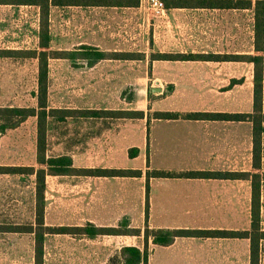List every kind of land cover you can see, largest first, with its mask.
Returning <instances> with one entry per match:
<instances>
[{"label":"crops","instance_id":"1","mask_svg":"<svg viewBox=\"0 0 264 264\" xmlns=\"http://www.w3.org/2000/svg\"><path fill=\"white\" fill-rule=\"evenodd\" d=\"M3 6L35 8L25 5ZM80 8L87 9L89 7ZM98 8H105L107 11L109 10V14L119 15V21H123L120 16L141 13L139 6ZM201 11L224 10L167 8V15L164 17L166 21L163 25L176 30L188 22L191 13ZM37 15H39L38 12ZM139 21L141 20L139 19ZM157 26L160 27V25ZM0 49L30 50V48L11 46L0 47ZM33 49L39 50V47ZM191 51L192 53L208 52L192 49L189 51H165L162 49L155 51L153 49L152 53H189ZM212 52L217 53L218 51ZM143 53L145 54V52ZM151 54H145L146 57L143 60H119L146 61L147 67L143 74H150L151 79L146 77V80L153 82L152 86L144 88L145 95L143 97L130 101L127 106L116 108L106 105L81 106L69 104L54 107L66 110L143 112V118H138L136 114L134 118H121L118 115L110 116L107 114L100 117L89 115L87 117H66L65 120L61 121L58 119L50 120V123L55 122L60 125V132L58 131L56 134V142L58 146H64V150L56 155H49L47 151L48 156L70 157L73 166L76 168L93 170L131 169L139 170L142 174L139 177L49 175L48 177L56 179L86 177L85 184H57L60 187H67L69 191H76L77 194L81 192L76 201L85 202L86 210L85 217L75 222L67 220L52 221L48 216V198L46 196V226L83 227L87 224H93L96 227L120 228L122 223L128 220L129 227L142 230L141 235L115 234L89 237L85 234H47L45 237L44 264H48V262L53 264H110L111 258L119 255L121 249L125 246H135L144 251L146 246L144 229L146 227L147 172L151 175L149 179V218L147 222L149 228L152 230H191L193 232L189 236H176L168 245L154 243V237L151 235L147 243L148 264H239L240 243L246 247L243 255H246V263L250 264L249 239L228 235H205L203 233L217 230L237 232L250 228V221L247 227L241 229L238 221L240 202L244 201L242 198L244 188L240 189V182L242 184L244 182L249 183V187L250 182L238 177L215 179L183 176V174L190 172L231 174L240 172L237 162L238 127L240 122L245 121H238L237 119L190 120L187 116L194 113L238 114L243 112H239L238 108L233 109L232 106L230 109L222 108L221 104L216 103L217 100L214 94H209L211 100L209 106L207 104L204 106H200V104L189 106L184 103L189 87L197 90L198 79L192 77L191 74H183V70L178 65L200 62L208 64L214 61H150ZM0 60L21 62L28 59L0 58ZM34 60L37 61L38 71V60ZM152 87L162 88V91L152 92ZM230 89H232V86ZM15 106L29 107L28 105L15 104L14 101L0 104V107ZM165 112L178 114L179 117L176 119L156 117L158 113ZM81 122L86 124L85 134H82ZM76 124H78L77 127ZM70 126L72 128H69ZM16 129L0 132V141L9 134V131L12 132ZM84 140L85 148L81 149L80 145L83 146ZM155 144L157 146L156 152L160 151L159 153H162L161 159L167 160L168 165H166V162L161 166L155 164L153 151L150 153L149 149L150 147L153 148ZM233 145L235 147L234 154L231 149ZM130 153H134V157ZM147 158H149L150 163L148 166L145 164ZM175 158L188 159L190 162L180 163L177 167L170 166V161ZM16 165L37 166L36 161L34 164L28 165L16 164L13 152L9 153L7 151L0 155V167H13ZM223 165H225V168ZM156 171L165 172L171 176L163 178V176L155 175ZM241 172H250V170ZM15 177L16 174L0 173V264H23L21 260L16 262V235L21 236L22 241L19 242L18 247L22 250V254L24 255L25 252L31 254L30 264H34L35 242L33 234L16 233L8 229L9 226L20 224L15 223L14 217ZM47 191L48 184L46 193ZM248 197L247 201L250 205V191ZM188 206L195 208L196 217L194 220L186 218L189 214ZM134 208H138L139 220L133 216L136 213ZM34 219L35 215L31 222H34ZM27 235L33 237V250Z\"/></svg>","mask_w":264,"mask_h":264},{"label":"rangeland","instance_id":"2","mask_svg":"<svg viewBox=\"0 0 264 264\" xmlns=\"http://www.w3.org/2000/svg\"><path fill=\"white\" fill-rule=\"evenodd\" d=\"M141 13L119 15L109 14L105 8L89 7H54L51 10L50 30L52 50H75L83 45L93 46L108 52L129 51L151 54L152 50L169 51L195 50L208 52H248L250 50L251 14L249 11H201L191 13L186 24L174 30L164 27L165 18H157L149 9L147 0H140ZM36 8H12L0 6V47L36 48L38 44V15ZM136 19V20H135ZM139 19L141 21H139ZM156 24V25H152ZM157 25H160L158 27ZM180 42V43H179ZM49 105L51 107L73 105H106L124 107L136 98L145 94L144 88L152 86L150 74H143L146 61L102 60L90 67L84 59H52L49 64ZM183 74H191L198 79L197 90H187V105L208 106L211 104L209 94L216 96V103L222 108H238L239 112L248 113L253 104V66L240 62L221 63H188L179 64ZM37 61L28 59L21 62L0 60V104L14 101L19 105H36L34 92L37 84ZM151 79V78H150ZM233 80L239 83H232ZM264 85V83H263ZM232 86V89L230 87ZM140 89V90H139ZM216 90L215 92L209 91ZM264 92V86H263ZM264 109V93H263ZM36 118H29L23 125L0 141V155L13 152L15 163L34 164L36 159ZM78 124H76V127ZM85 134L86 124L81 122ZM75 127L76 131L77 128ZM69 128H72L71 126ZM239 143L237 162L239 171L252 170V140L249 121L239 123ZM60 125L50 123L48 132V154L56 155L64 150L58 146L56 134ZM264 140V136H263ZM85 148V140L83 146ZM154 154L155 164L160 166L167 160L161 159L157 146L149 148ZM162 149V148H161ZM160 149V150H161ZM233 154L234 145L231 147ZM264 149V142H263ZM226 150V149H224ZM230 150V147H229ZM188 159L175 158L170 166L177 167L180 163H189ZM146 166L150 163L145 161ZM225 168V165H223ZM264 168V161H263ZM10 181V180H9ZM86 177L47 178L48 216L50 220H67L75 222L85 217V202L76 201V191L67 187L57 186L65 183H84ZM14 196L15 223L27 224L34 216V176L16 175ZM244 188V201L239 207V227H247L250 221L248 192L249 183L240 182ZM262 225L264 227V185L262 188ZM136 209V208H134ZM188 216L194 220L195 208L188 206ZM133 215L139 220L140 214ZM1 218V216H0ZM33 250V237L27 235ZM16 235V262L30 264L31 254H22L18 244L22 240ZM246 247L240 243L239 264L246 263L243 255ZM260 264H264V243L262 245ZM33 254V253H32ZM23 256V257H22ZM20 257H22L20 259ZM48 264H53L52 262Z\"/></svg>","mask_w":264,"mask_h":264},{"label":"trees","instance_id":"3","mask_svg":"<svg viewBox=\"0 0 264 264\" xmlns=\"http://www.w3.org/2000/svg\"><path fill=\"white\" fill-rule=\"evenodd\" d=\"M166 8H203L220 9L231 11H249L252 22L250 35V50L248 52L228 53H152L150 61H214V62H245L253 66V104L249 113L226 114V113H194L187 117L191 119H233L238 121H249L251 124L252 142V170L250 172L223 173V172H190L185 177L225 178L238 177L250 182V228L244 231H205V235H228L246 238L250 241V264H260L262 245L264 243V227L262 225V188L264 185V109H263V83H264V0H164ZM0 5H25L38 9V49L17 50L0 49V58L14 59H37V89L34 92L36 105L29 107H0V132L8 129H16L30 117L37 119L36 137V164L37 166H13L0 167V173H11L16 175L34 176L35 208L34 222L27 224H15L9 226L10 231L16 233H30L34 236V264H44L45 237L47 234H75L97 237L99 235H141L139 228L129 227V221L122 223L120 228L96 227L87 224L83 227H51L45 225L46 213V190L47 177L49 175H93L107 177H139L141 171L131 169H87L73 166L72 159L68 156H48V131L50 120H65L66 117H87L89 115H118L121 118H143V112L133 113L130 111H104V110H66L51 107L49 105V83H50V60L52 59H84L92 67L102 60H143L144 53L138 52H108L99 48L83 45L75 50H52L50 16L54 7H138L140 0H0ZM232 83H239L233 80ZM157 118L176 119L178 114L165 112L158 113ZM149 154V153H148ZM134 157V153H130ZM149 162V158H147ZM155 175L168 177L165 172L154 173ZM147 178V203H146V227L144 237L146 246L141 251L135 246H125L119 255L110 260V264H148L147 243L149 237H154V243L168 245L176 236H189L191 230H152L147 225L149 218V179ZM1 229V227H0ZM5 229V228H4Z\"/></svg>","mask_w":264,"mask_h":264},{"label":"built area","instance_id":"4","mask_svg":"<svg viewBox=\"0 0 264 264\" xmlns=\"http://www.w3.org/2000/svg\"><path fill=\"white\" fill-rule=\"evenodd\" d=\"M149 9L155 17L164 18L167 15V8L164 0H147Z\"/></svg>","mask_w":264,"mask_h":264},{"label":"water","instance_id":"5","mask_svg":"<svg viewBox=\"0 0 264 264\" xmlns=\"http://www.w3.org/2000/svg\"><path fill=\"white\" fill-rule=\"evenodd\" d=\"M151 91H152V92H159V91H162V88H159V87H158V88H157V87H152V88H151Z\"/></svg>","mask_w":264,"mask_h":264}]
</instances>
